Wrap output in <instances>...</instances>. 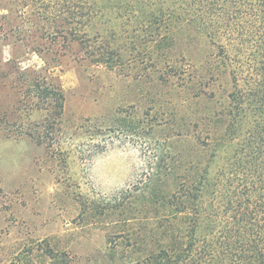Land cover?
I'll list each match as a JSON object with an SVG mask.
<instances>
[{
  "label": "rangeland",
  "instance_id": "374dc122",
  "mask_svg": "<svg viewBox=\"0 0 264 264\" xmlns=\"http://www.w3.org/2000/svg\"><path fill=\"white\" fill-rule=\"evenodd\" d=\"M38 14L32 0H0V264H133L158 249L156 227L175 221L168 199L195 174L192 162L212 161L216 179L230 155H253L243 147L252 126L244 120L223 144L209 138L226 123L206 115L226 111L232 90L228 72L212 80L209 61H200L203 48H215L179 43L167 61L157 56L164 50L152 58L138 43L98 65L70 36L48 37ZM111 17L94 27H113ZM36 80L61 88V115L54 103L32 109L37 100L24 92ZM22 126L33 137L4 129Z\"/></svg>",
  "mask_w": 264,
  "mask_h": 264
},
{
  "label": "trees",
  "instance_id": "16d2710c",
  "mask_svg": "<svg viewBox=\"0 0 264 264\" xmlns=\"http://www.w3.org/2000/svg\"><path fill=\"white\" fill-rule=\"evenodd\" d=\"M32 1L38 15L50 24L48 37L66 40L70 36L98 65L113 64L138 43L146 46L152 58L164 50L157 56L167 61L172 58L171 47L179 43L186 47L200 41L201 46L216 49L203 48L200 61H209L212 80L228 72L232 90L226 111L206 115L216 124L226 123L221 135L209 138L222 144L233 141L243 121L249 120L252 127L243 147L252 149L253 155H230L226 167L218 168L216 179L212 161L202 167L195 159V174L183 179L168 199L173 206L169 216L175 221L168 219L156 227L158 249L146 251L133 264H264V0ZM109 14L113 27H94ZM26 23L22 19L16 26L24 41ZM191 56L189 48L182 50L184 60L191 61ZM26 73L21 77L28 83ZM193 77L198 79L197 74ZM203 80L200 75L199 83ZM24 95L36 98L32 109L49 112L54 103L56 114L63 113L61 88L36 80ZM4 129L8 136L33 137L23 126L16 133Z\"/></svg>",
  "mask_w": 264,
  "mask_h": 264
}]
</instances>
